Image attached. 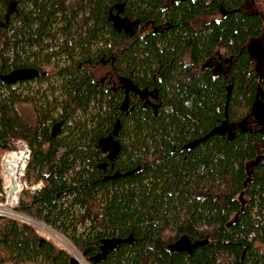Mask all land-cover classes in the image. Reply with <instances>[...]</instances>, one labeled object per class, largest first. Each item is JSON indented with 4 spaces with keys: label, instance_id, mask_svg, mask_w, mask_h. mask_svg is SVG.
Segmentation results:
<instances>
[{
    "label": "trees",
    "instance_id": "obj_1",
    "mask_svg": "<svg viewBox=\"0 0 264 264\" xmlns=\"http://www.w3.org/2000/svg\"><path fill=\"white\" fill-rule=\"evenodd\" d=\"M241 1L186 0L166 11V0H0V74L33 67L32 79L45 84L21 96L0 81V147L25 139V178L42 181L16 209L64 235L90 264H264V62L254 68L243 47L261 19ZM117 5L129 20L167 14L174 25L127 37L110 22ZM217 7L228 15L204 31L185 22ZM216 54L229 60L217 75L205 64ZM104 60L157 92L155 114L140 102L119 108L121 90L87 70ZM93 101L88 125L75 113ZM19 102L33 105V116ZM223 120L234 125L230 136L207 134ZM116 122L112 166L129 173L110 179L98 140ZM181 238L201 242L169 252ZM0 264L79 263L33 226L0 217Z\"/></svg>",
    "mask_w": 264,
    "mask_h": 264
},
{
    "label": "flooded vegetation",
    "instance_id": "obj_2",
    "mask_svg": "<svg viewBox=\"0 0 264 264\" xmlns=\"http://www.w3.org/2000/svg\"><path fill=\"white\" fill-rule=\"evenodd\" d=\"M217 2V5L219 6L220 3H218V0H215ZM186 0H166V11L168 8L173 5H179L180 3H184ZM239 5L242 7L243 11H252L256 13L261 21L258 25L257 34L251 35L246 34V39L244 40L243 47L245 52L247 53L248 57L253 60L254 62V68H259L262 66V63L264 62V1L263 0H242ZM240 7L233 8L232 11L239 10ZM228 9H222L221 7H217L213 12L202 15L198 14L195 17L191 18L185 21L186 23L190 24L191 26H194L198 28L201 31H204L206 23L209 22H216L228 15ZM110 22L111 24L114 22L116 24V27L114 29L116 31H122L125 35L133 36V35H143L147 32L151 33H159L162 30L166 29V31L171 28L174 24L169 20L166 14V20H162L158 23H152L150 20L142 21L140 22L138 19H131L125 17V15L121 14L120 9L118 8V5L116 7L115 15L110 12ZM128 22H130V26L128 27ZM205 22V23H204ZM229 61L228 58H224L219 56L218 54L209 57L206 59V65L211 68V70H214V74H219L222 71H226V65L225 61ZM98 65L107 66L106 71L103 73V75L99 76L98 82L105 84L107 87L111 88V90L117 91L118 89L122 92V97L120 98L119 102V108L120 109H126L125 113H128L132 107L134 106L133 102H140L142 107H148L153 112V114L156 113L157 108L160 105L157 92L149 86L146 87H139L135 85L134 83H130L129 80L126 77L119 76L114 70L113 66L108 61H101L100 64H93L89 65L87 67L88 72L91 74L92 77L95 78V73L90 71L91 67H96ZM36 77V76H35ZM33 78V77H32ZM31 79V78H30ZM23 80H16L15 82H22ZM13 83V82H12ZM11 84V83H10ZM109 149V148H108ZM109 150L103 152L102 156L104 158V161H102L103 166L102 170L105 175H110L111 173L117 171L116 169H113V160L107 159V154ZM118 153V152H117ZM113 171V172H112ZM180 241H177L173 243L172 246L168 248L169 252L175 251V250H185L190 251L193 248H195L198 243L200 244V240H188L186 238H181ZM174 246V247H173Z\"/></svg>",
    "mask_w": 264,
    "mask_h": 264
},
{
    "label": "built area",
    "instance_id": "obj_3",
    "mask_svg": "<svg viewBox=\"0 0 264 264\" xmlns=\"http://www.w3.org/2000/svg\"><path fill=\"white\" fill-rule=\"evenodd\" d=\"M54 48L55 45L48 46L47 50ZM31 80L37 81L29 78L22 82H13L11 86L13 84L26 86ZM26 87L28 89L31 86ZM36 90H38L37 86L34 90L35 94H37ZM30 155L28 143L19 137L12 138L0 151V217L11 218L27 225L40 224V222L16 209L19 198L24 191L34 192L42 185L40 179L30 182L25 178V167Z\"/></svg>",
    "mask_w": 264,
    "mask_h": 264
},
{
    "label": "rangeland",
    "instance_id": "obj_4",
    "mask_svg": "<svg viewBox=\"0 0 264 264\" xmlns=\"http://www.w3.org/2000/svg\"><path fill=\"white\" fill-rule=\"evenodd\" d=\"M80 14H77V17H79ZM77 27L79 28V30H82V27H79V24H77ZM77 28V29H78ZM58 33V32H56ZM58 35V34H55ZM61 40V36L55 41L56 43H58V41ZM48 45H54L55 43L53 42V40H47ZM107 66H101L98 65L96 67H91L90 71H92L93 73H95V78L98 79L99 76L103 75V73L106 71ZM27 85L31 86L27 89ZM26 86L23 85H18V84H13L11 87L15 88L16 92H20L21 96L28 94L31 95L32 92L34 93V90L36 89V86L38 87V91L37 94H35V96L39 95L40 91L45 89V85L44 82H42L41 84L39 83V81H35V80H31L28 83H26ZM58 87L55 91V94L58 93ZM19 111L21 113L24 114H31L33 116L34 114V108L33 105H31L30 103H26V102H19L16 104ZM97 110V107L93 102H90L88 105V108L86 111H81V110H77L75 113V116L79 117V119H84L86 120V123L89 125L93 122L94 118H90V114H94V112ZM90 118V119H89ZM251 121V117L248 118L247 122ZM69 124V123H68ZM249 124V123H248ZM251 124V123H250ZM6 147V146H5ZM2 147H0V151H1ZM77 167V166H76ZM75 167V168H76ZM22 195V194H21ZM99 194H96V196H98ZM69 196H66V198L68 199ZM97 202H101L99 197L95 198L94 204L97 206ZM93 204V203H92ZM91 204V205H92ZM76 209H78V211H81V207L77 208V206H75ZM93 211V210H92ZM37 220V219H35ZM38 222H40V224H29L31 226H33L39 234H41L44 237L49 238L51 241H53L56 245L61 246L77 263L79 264H90L89 261L87 260L86 257H84L80 252H78L73 246L72 244L64 237V235H62L61 233H59L58 231H56L55 229H53L51 226L45 224L44 222L37 220ZM86 223V222H85ZM79 229H81V223L78 224Z\"/></svg>",
    "mask_w": 264,
    "mask_h": 264
},
{
    "label": "water",
    "instance_id": "obj_5",
    "mask_svg": "<svg viewBox=\"0 0 264 264\" xmlns=\"http://www.w3.org/2000/svg\"><path fill=\"white\" fill-rule=\"evenodd\" d=\"M115 15V14H114ZM110 17V16H109ZM130 22H128V27L130 26ZM112 25L116 27V24L113 22ZM38 75V71L33 68V67H21V68H16L12 69L6 73L0 74V81L3 83H12L16 80H21V79H29L32 77H35ZM259 121H264V116H259L257 117ZM234 127L233 124H228L226 120L221 121L216 127L211 129L207 134H211L213 132L216 133H224L226 132L227 136H230L232 134V128ZM117 129H118V123L116 122L113 124V128L110 133H108L105 137H102L98 140V145L101 149V151L105 152L109 150L107 154V159L108 160H113L119 150V144L117 140L114 138V136L117 135ZM59 130V122H55L50 129L51 134L53 135L55 132ZM204 137V136H203ZM202 137V138H203ZM201 138V139H202ZM109 148V149H108ZM104 163H99V167L102 168ZM125 173H129V171H126ZM125 173H120L118 171H115L112 175L105 176V178H110L113 179L115 176H119L121 174ZM245 184V182H244ZM119 239L112 238L110 239H104L103 240V248L107 249L108 247L113 246L118 242ZM180 242L182 240H179Z\"/></svg>",
    "mask_w": 264,
    "mask_h": 264
}]
</instances>
